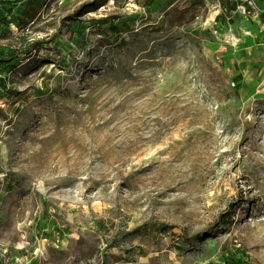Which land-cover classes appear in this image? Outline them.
<instances>
[{
    "label": "rangeland",
    "instance_id": "rangeland-1",
    "mask_svg": "<svg viewBox=\"0 0 264 264\" xmlns=\"http://www.w3.org/2000/svg\"><path fill=\"white\" fill-rule=\"evenodd\" d=\"M95 1L0 0V264H264V0Z\"/></svg>",
    "mask_w": 264,
    "mask_h": 264
},
{
    "label": "trees",
    "instance_id": "trees-1",
    "mask_svg": "<svg viewBox=\"0 0 264 264\" xmlns=\"http://www.w3.org/2000/svg\"><path fill=\"white\" fill-rule=\"evenodd\" d=\"M109 1H111V0H96L92 4H88L86 6H83V8L76 13V15H77L78 18H82V17H84L85 15H87L89 13H93V12L98 11L100 8L104 7ZM112 1H114V0H112ZM226 12H227V15H228L229 10L226 9ZM37 45H38V43L32 44L27 50H25V55H29L33 51H35ZM9 61H11V60H8V62Z\"/></svg>",
    "mask_w": 264,
    "mask_h": 264
},
{
    "label": "crops",
    "instance_id": "crops-1",
    "mask_svg": "<svg viewBox=\"0 0 264 264\" xmlns=\"http://www.w3.org/2000/svg\"><path fill=\"white\" fill-rule=\"evenodd\" d=\"M256 40H254L253 38H250V42H251V44H252V42H255ZM264 42V41H263ZM258 46V45H257ZM248 47H250V45H245V46H242V50H246V49H248ZM259 49H260V52L258 53V55H261V61H258V60H256V57L255 58H253V60H251V63H250V65H253V66H256L257 67V69H259V73H264V47H261L260 45H259V47H258ZM257 72V73H258ZM254 74V73H253ZM262 76V75H261ZM251 83H253L255 80H256V76L255 77H251ZM259 85H260V87L262 88V90H263V92H264V79H262V81H261V83L259 82Z\"/></svg>",
    "mask_w": 264,
    "mask_h": 264
}]
</instances>
